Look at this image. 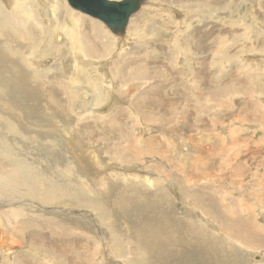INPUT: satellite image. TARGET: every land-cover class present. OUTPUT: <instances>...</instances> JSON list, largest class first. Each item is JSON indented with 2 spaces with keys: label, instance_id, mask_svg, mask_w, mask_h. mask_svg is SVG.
I'll use <instances>...</instances> for the list:
<instances>
[{
  "label": "rangeland",
  "instance_id": "1",
  "mask_svg": "<svg viewBox=\"0 0 264 264\" xmlns=\"http://www.w3.org/2000/svg\"><path fill=\"white\" fill-rule=\"evenodd\" d=\"M12 1L31 18L30 34L21 39L9 18ZM0 23L3 60L10 63L15 54L29 69L30 77L13 90L36 95L41 83L45 96L65 79L69 108L40 117L31 108L12 110L15 103L0 106V161L8 170V182L0 177V218L9 214L24 226L0 264H264V245L250 244L248 235L264 239V0H147L123 37L67 0H0ZM77 47L89 57L78 55ZM61 60L65 73L54 79ZM77 113L84 115L83 133L97 135L98 142L60 133ZM13 124L19 135L10 133ZM56 138L62 151L53 150ZM160 143L165 159L146 155ZM112 175L115 180H108ZM127 179L134 185H125ZM45 182L63 194L45 198ZM125 192L133 195L132 204ZM173 217L179 224L201 223L205 245L195 253L186 239L170 259L143 255V247H152L140 244L141 230ZM3 219L0 239L8 231ZM238 227H245L243 241ZM55 246L58 254L49 250Z\"/></svg>",
  "mask_w": 264,
  "mask_h": 264
},
{
  "label": "bare ground",
  "instance_id": "2",
  "mask_svg": "<svg viewBox=\"0 0 264 264\" xmlns=\"http://www.w3.org/2000/svg\"><path fill=\"white\" fill-rule=\"evenodd\" d=\"M117 1H119V0H117ZM12 13H13V11H14V15H12V16H9V18L10 19H12V20H14V21H16V24H15V26H16V28L17 29H19V30H21L22 32L19 34L20 35V39L22 38V37H25L27 34L29 35L30 33H29V23H28V21H30L31 20V18L30 19H28V18H23V15H22V7L17 3V2H14V1H12ZM75 11V10H74ZM63 13V12H62ZM135 15V14H134ZM133 15V16H134ZM29 16V15H28ZM132 16V17H133ZM33 17V16H32ZM131 17V18H132ZM131 20V19H130ZM33 21H34V25L35 26H38L39 25V22H38V20H37V18H35V17H33ZM56 21H57V25L58 26H60V28H62L63 26H65V24H61L60 23V21L59 20H57V18H56ZM0 26H1V23H0ZM7 27V26H6ZM0 30H2L1 28H0ZM51 32H53V25H51ZM25 33V34H24ZM27 33V34H26ZM47 34H49V33H47ZM40 35V34H39ZM57 36V35H56ZM62 36V35H61ZM28 37V36H27ZM30 37V36H29ZM35 39V38H34ZM63 38L62 37H59V40H58V42H61V40H62ZM3 42V40H1L0 39V44ZM37 43V42H36ZM35 44V40H33V43L32 44H30V45H28V46H26L25 45V47H31V46H33ZM57 46H60V45H57ZM59 48V47H58ZM63 50H59V55H61ZM75 51L77 52V54L78 55H81L82 57H89L88 56V53L86 52V50L85 49H82V48H80V47H77V49H75ZM61 53V54H60ZM10 55V58H11V60H12V62H6V61H4L3 60V58H2V56L0 55V106L1 107H3L4 105L3 104H7V106L8 107H10L9 105H11V104H14V105H11V108H12V110H14V111H17L18 112V110L19 111H24V112H27V110H26V108H31V109H34V110H36V111H38V114H39V116L40 117H42V116H45V115H47L48 113H46L47 111H53V110H59V111H65V108L66 109H69V108H67V107H65V101H66V94H68V87H67V83L65 82V79H59L58 80V82L55 84V85H50L51 87H48L47 89H46V95L44 96V95H40V91H39V89L42 87V84L40 83H37V87H38V89H37V93H36V95H31V94H29V93H27L26 91H24L23 93H21V92H18V91H15V90H13L14 89V87L16 86V82H18L19 83V86L21 87V79L24 77V76H26V78L28 79L29 77H30V75H26L27 74V72L29 71V69L24 65V64H22V63H20L19 61H17L16 59H15V54L14 55H12V54H9ZM62 58V57H61ZM75 59V58H74ZM87 59H89V58H87ZM84 60V59H83ZM59 61V60H58ZM63 61H64V59H63ZM62 60H61V62H60V64H61V66H59V68H58V71H56L55 73H52L51 75H56V77L54 78V79H58V78H61L60 76L61 75H64V73H65V67H64V64L62 63L63 62ZM46 63V62H45ZM44 63V64H45ZM52 63V62H51ZM58 63V62H57ZM56 62H54L51 66H57V65H59V63L57 64ZM57 64V65H56ZM87 64H89V61L87 62ZM117 63H115V65H116ZM67 65V64H66ZM67 67V66H66ZM121 67H117V72L119 73V72H122L121 71V69H120ZM13 70H15L16 72H21V75L20 76H18ZM141 73H143V72H141ZM120 74V73H119ZM146 74V73H145ZM5 75V76H4ZM148 75V74H147ZM108 76V75H107ZM8 78V79H11V81H5V79L4 78ZM48 77V76H47ZM132 77V76H131ZM262 79V78H261ZM15 80H17V81H15ZM242 81V80H241ZM243 85H244V83H243ZM72 86V85H71ZM95 88V87H94ZM247 88H250L249 86L247 87ZM251 88H253V86H251ZM251 88L250 89H248V90H246V94H248L250 91H251ZM156 89V88H155ZM57 91V95H55V91ZM98 94V93H97ZM253 94V93H252ZM95 95H96V92H95ZM80 98V97H79ZM97 100V99H96ZM103 100V99H102ZM92 104V103H91ZM3 105V106H2ZM87 105V104H86ZM89 105V104H88ZM98 105V104H97ZM157 105V104H156ZM252 105V104H251ZM103 106V105H102ZM172 107H174V106H172ZM252 107H254V106H252ZM252 107H251V109H252ZM91 108H93V107H91ZM90 108V109H91ZM17 109V110H16ZM88 110H90L89 109V107L87 108ZM86 109V110H87ZM8 110H10V108L8 109ZM93 110V109H92ZM165 110V109H164ZM253 110V109H252ZM251 110V111H252ZM77 111V110H76ZM84 111V110H83ZM163 111V110H162ZM17 112H12V113H14V115H15V113H17ZM11 113V114H12ZM18 114H21V113H18ZM50 114V113H49ZM52 115H53V113H52ZM1 116H2V114H1ZM12 116V115H11ZM15 116H17V115H15ZM30 116V115H29ZM84 115H83V113L82 114H79V113H77L76 114V121L72 124V126H70L68 123H67V125L66 126H63L62 128H61V126L65 123H63L62 125L61 124H58V126H59V128H61L60 129V133L64 136V133L65 134H68V132H71L72 131V134L73 133H75L79 138H81V137H83L84 138V140H86V141H88L89 143H96V142H98V140H97V135H92L91 133L90 134H86V133H83L84 132V129H83V125L82 124H84L83 122H82V124H81V122L80 121H82V120H84V118H82ZM59 117V116H58ZM61 118H63L62 116H60ZM5 118V117H4ZM46 119V118H45ZM39 120V119H38ZM47 120H49V117H47ZM259 120V119H258ZM3 121V124H2V122H1V124L2 125H4L5 124V121L4 120H2ZM6 121H8V120H6ZM43 121H45V120H43ZM50 121V120H49ZM95 121H96V119H95ZM147 121H148V119H147ZM262 121V120H261ZM34 122V121H33ZM42 122V121H41ZM51 123H53V122H51ZM96 123V122H95ZM32 124V123H31ZM48 124V123H47ZM54 125V124H53ZM90 125H92V124H90ZM57 126V127H58ZM82 126V127H81ZM12 127V131L10 132V133H13V132H15L16 134H14V136L15 135H19V128L17 127V125L16 124H13V125H10L9 126V128H11ZM56 127V128H57ZM64 127H66V129L64 128ZM86 127H88V126H86ZM6 128V127H5ZM45 128V127H44ZM43 128V129H44ZM55 127H54V129L56 130V132L58 133V128L56 129ZM94 128V127H93ZM33 129H35V128H33ZM46 129V128H45ZM88 129V128H87ZM8 131V130H7ZM51 131H52V129H51ZM106 131V130H105ZM21 132V131H20ZM81 133H83V135L81 134ZM88 133V132H87ZM99 133H100V131H99ZM61 134H60V136H61ZM72 134H70L72 137H74ZM98 134V133H97ZM131 134V133H130ZM27 136V135H26ZM29 136V135H28ZM71 137V138H72ZM121 137V136H120ZM21 138V137H20ZM192 138V137H191ZM32 139V138H31ZM57 139V138H56ZM77 140V138H74V140L73 141H76ZM83 140V141H84ZM56 141H58V139L57 140H55V148H53V150H55V149H57V151H62V147H58L57 146V142ZM92 141V142H91ZM78 142H80V141H78ZM78 142H75L76 144L78 143ZM127 142V141H126ZM8 142H6V144H7ZM74 143V142H73ZM5 144V145H6ZM31 144V143H30ZM29 144V145H30ZM33 144V143H32ZM35 144V143H34ZM129 144V143H128ZM127 144V145H128ZM4 145V146H5ZM11 145V144H10ZM72 145H74V144H72ZM71 145V146H72ZM136 145V144H135ZM2 146H3V144H2ZM8 146V145H7ZM52 146V145H51ZM50 146V147H51ZM77 146V145H76ZM75 146V147H76ZM79 146V145H78ZM78 146H77V148H78ZM149 146H150V144H149ZM157 146V145H156ZM33 147H35V146H33ZM50 147H45L46 149H47V151L50 149ZM81 148V147H80ZM79 148V149H80ZM158 148V150L157 149H155V147H153L152 148V146H150L149 148H148V150H150L151 152H147L146 153V155L147 154H149V155H152V154H157V156L158 157H161L162 159H165V150H164V147H163V145H161V143L159 144V146L157 147ZM6 149V148H5ZM36 149V148H35ZM38 149V148H37ZM83 149H84V147H83ZM125 149H127L126 147H125ZM132 149L135 151V149H136V147H133V145H132V147H130V153L131 154H133V153H135V152H132ZM19 150V149H18ZM29 150V149H28ZM27 150V151H28ZM51 150V149H50ZM81 150H82V148H81ZM85 150V149H84ZM128 150V149H127ZM5 151V150H4ZM39 151V150H38ZM43 151H45V150H43ZM52 151V150H51ZM144 151V150H143ZM142 151V152H143ZM33 152V151H32ZM36 152H37V150H36ZM70 152V151H69ZM74 152L76 153V150H74ZM79 152V151H78ZM81 152H83V151H81ZM80 152V153H81ZM141 152V153H142ZM153 152V153H152ZM34 153V152H33ZM71 153V152H70ZM87 153V152H86ZM139 154H137V157H141L143 154H141L140 152H138ZM32 154V153H31ZM38 154H40V153H38ZM163 154V155H162ZM28 155V154H27ZM37 155V154H36ZM35 155V156H36ZM42 155H45V154H41V156ZM133 156V155H132ZM135 157V156H134ZM143 157V156H142ZM45 159H46V157H44ZM28 159V158H27ZM40 159V158H39ZM81 159V158H80ZM80 159H78L79 161H80ZM86 159V158H85ZM41 160H42V158H41ZM44 161V160H43ZM82 162V161H81ZM84 162V161H83ZM88 162V161H87ZM25 164V163H24ZM196 164V163H195ZM6 165V163H4V162H1L0 161V171L2 172L1 173V175H0V177H3V180H4V177H7L8 175H7V173H8V170H7V167L5 166ZM82 164H80V166H81ZM83 165L85 166V164L83 163ZM23 166H25V165H23ZM79 168V167H78ZM90 168V167H89ZM23 169H24V167H23ZM95 169V168H94ZM13 171V170H12ZM11 171V172H12ZM14 173V172H13ZM22 173H23V171H22ZM30 173V172H29ZM16 174H18V173H16ZM25 174H26V172H25ZM28 174V173H27ZM13 175V174H12ZM16 177V176H15ZM31 177H33V176H31ZM30 177V178H31ZM44 177V176H43ZM8 178V177H7ZM30 178H28L29 180H30ZM9 180H10V178H9ZM24 180V179H23ZM28 180V181H29ZM45 180V179H44ZM108 180H115V178H114V176L112 175V176H110V178L108 179ZM125 180V179H124ZM4 181H7V179H5ZM27 181V182H28ZM8 182V181H7ZM108 183V182H107ZM13 184V187H15L14 186V183H12ZM32 184V183H31ZM31 184H29L30 186H31ZM46 186V188H47V192H46V195L44 196L45 198H49L48 196H52L53 194L52 193H54L55 195H57V196H61V194H63V190L60 188V187H57V186H55V185H52L51 183H44ZM130 184H132V185H134V183H131V182H129V180L127 179L126 180V183H125V185H128V186H130ZM26 185V184H25ZM106 185V184H105ZM141 185V184H140ZM8 186V185H7ZM9 186H10V183H9ZM22 186V185H21ZM27 186V185H26ZM42 186V185H41ZM86 186V185H85ZM108 186H110V184L108 185ZM137 186H139V185H137ZM6 187V186H5ZM4 187V188H5ZM19 187V186H18ZM18 187H16V188H18ZM25 187V186H24ZM33 187V186H32ZM26 188V187H25ZM41 188V187H40ZM39 188V189H40ZM8 189H10V188H8ZM27 189H29L28 187H27ZM32 189V188H31ZM35 189V188H34ZM105 190L104 191H107L108 190V188L106 187V188H104ZM3 190V189H2ZM33 190V189H32ZM34 191V190H33ZM46 191V190H45ZM67 190H66V187H65V185H64V193L66 192ZM130 191V190H129ZM140 191V190H139ZM163 191V190H162ZM161 191V192H162ZM1 192H3V191H1ZM5 192V191H4ZM141 192H142V190H141ZM7 193V192H6ZM16 193V192H15ZM159 193H160V191H159ZM158 193V194H159ZM3 194H5V193H3ZM135 195L134 196H136V192L134 193ZM154 194V193H153ZM162 194H163V192H162ZM161 194V195H162ZM125 195H128L127 196V198H126V202H128L129 204H132V201H134L133 199H134V197H133V195L132 194H128L127 192H125ZM155 195V194H154ZM197 195V194H196ZM195 195V196H196ZM5 196V195H4ZM152 196V195H151ZM166 196V195H165ZM194 196V197H195ZM214 196V195H213ZM58 197V198H59ZM153 197V196H152ZM155 197V196H154ZM160 197V196H159ZM2 198V197H1ZM4 198V197H3ZM57 198V197H56ZM140 198V197H139ZM205 198H206V196H205ZM210 198V197H209ZM212 199H214L213 197H211ZM5 199V198H4ZM193 199V198H192ZM136 200V199H135ZM142 200V199H141ZM159 200V199H158ZM163 200H164V198H163ZM7 201V200H6ZM139 201H140V199H139ZM157 201V200H156ZM155 201V202H156ZM202 201H203V199H202ZM212 201H214V200H212ZM159 202H160V200H159ZM169 202V201H168ZM197 202H199V201H197ZM204 202V201H203ZM23 203V202H22ZM52 203V202H51ZM66 204H68V205H66V206H69L70 204H69V202H65ZM136 203V202H135ZM207 203H210V202H207ZM238 203V202H237ZM236 203V204H237ZM64 204V203H63ZM169 204V203H168ZM204 204V203H203ZM14 205V204H13ZM27 205V204H26ZM64 205V206H65ZM140 205V204H139ZM159 205H161V204H159ZM158 205V206H159ZM206 205H208V204H206ZM211 205V204H210ZM5 206V205H4ZM9 206V205H8ZM133 206V205H132ZM163 206V205H162ZM70 207V206H69ZM205 207V206H204ZM7 208V207H6ZM73 208H75V207H73ZM212 208V207H211ZM205 210L207 211V212H209L210 213V211H212L210 208H205ZM222 210V209H221ZM225 210H227V208L225 209ZM229 210V212H231L230 211V209H228ZM228 210L224 213L225 214V218H228L227 217V215L229 216V214L231 215V213H229L228 214ZM244 210H246V209H244ZM97 211H99V212H101L102 210H101V208H97ZM1 212V211H0ZM31 212V211H30ZM135 212V211H134ZM213 212V211H212ZM235 212V211H234ZM236 213V212H235ZM240 213H241V211H240ZM240 213L238 214V215H240ZM242 213H244L243 212V209H242ZM13 214H15V213H13ZM212 214V213H211ZM237 214V213H236ZM236 214L234 215L233 214V217L234 216H236ZM17 215V214H16ZM237 215V216H238ZM15 216V215H14ZM207 216V215H206ZM216 216V215H215ZM15 217H17V216H15ZM20 217V216H19ZM172 217V216H171ZM221 217V216H220ZM230 217V216H229ZM244 217V216H243ZM254 217V216H253ZM6 218H8L7 219V221H8V225L7 224H5V225H7V227H8V231H7V233H6V236H4V238H2L1 237V241H0V256H4L6 253H7V250H11V248L10 247H13L14 245H15V243H16V239L17 240H19L20 239V234L22 233V231H21V228H24V226L21 224V223H19L18 221L19 220H17V222H14L13 221V219L9 216V214L7 215V217ZM5 217H4V219H6ZM22 218V217H21ZM218 218V217H217ZM1 219V218H0ZM3 219V218H2ZM1 219V220H2ZM3 219V220H4ZM229 219H232V218H229ZM235 219H236V217H235ZM241 219V218H240ZM251 219H252V217H251ZM0 220V222H2ZM220 220V219H219ZM238 220H239V218H238ZM252 220H254V219H252ZM16 221V220H15ZM22 221V220H21ZM234 221V220H233ZM245 220H243V222H244ZM250 221V220H249ZM5 222H6V220H5ZM134 222V221H133ZM190 222V221H189ZM184 223L183 224V222L181 221L180 222V224L174 219V217L171 219V220H168L167 221V223H166V221H165V223L163 224V223H159L156 227H151V226H149L148 227V225H147V229L146 230H144V229H142V230H144V232L141 230V232H142V234H141V236H140V238L138 239L139 241H142L140 244H142L143 246H145L146 244H149L152 248L150 249V248H145V247H143V249H142V254L144 255V252H148V253H146V254H150V255H153V256H158V257H161V258H168V259H170L172 256H171V254L172 255H178V253L176 252V251H178V250H176L177 249V247H176V245L178 244V245H181L180 244V242L181 241H184V240H186V239H188V242H189V244H190V247H192L193 248V251L196 253L198 250H199V244L200 243H202L203 244V242L202 241H204L205 243H206V234L204 233L203 234V231H201L202 230V225H200L201 223H199V224H197V223H195V225L194 224H190V223ZM216 222V221H215ZM220 222V221H219ZM224 222V221H223ZM241 222V221H240ZM3 223V222H2ZM232 223V222H231ZM236 223V222H235ZM247 223H250V222H247ZM146 224V223H145ZM203 224V223H202ZM223 224H226V223H223ZM228 225H231V224H229V223H227ZM143 225V224H142ZM219 225H220V223H219ZM228 225H226V226H228ZM236 225V224H235ZM250 225V224H249ZM252 225V224H251ZM51 227H58V225H56V224H51L50 225ZM3 227H4V225H3ZM7 227H5V228H7ZM143 227H145V226H143ZM221 227H222V225H221ZM231 227H232V225H231ZM234 227H236V226H234ZM233 227V228H234ZM253 227H254V225H253ZM258 227V226H257ZM204 228V227H203ZM207 228V227H206ZM224 228H225V226H224ZM239 228V227H238ZM242 228V227H241ZM247 228V227H246ZM245 229V227H243V229L241 230L240 228H239V230H237L236 231V233L237 234H239V236L238 237H240L241 239H242V241L244 240V237L245 236H242L243 234H241V233H245V232H243V230ZM249 229V228H248ZM3 230H7V229H3ZM140 230V229H139ZM205 230V229H204ZM210 230V229H209ZM209 230H208V233H209ZM219 230H220V228H219ZM235 230V229H234ZM234 230H232V232L234 231ZM250 230H251V228H250ZM253 230V229H252ZM259 230V229H258ZM258 230H257V232H258ZM253 231H256V230H253ZM252 231V232H253ZM140 232V233H141ZM218 232V230L216 231V233ZM261 232V231H260ZM256 233V232H255ZM200 234H202V235H200ZM212 234V233H211ZM246 234V233H245ZM185 235H187L188 236V238H186V236ZM191 235H193L196 239H197V241H194V240H192L191 238H190V236ZM249 236H250V238H252V239H248L249 240V242H250V244L251 243H254L255 245L254 246H257V245H264V239H262L261 238V236L263 235V234H260V236H259V234L257 233L256 234V238H254V235L251 233V234H248ZM209 236V235H208ZM214 238V237H213ZM216 238V237H215ZM208 239V238H207ZM210 239H212V238H210ZM210 239H209V241H210ZM15 242H14V241ZM228 240V239H227ZM11 241H13L14 242V245H13V242H11ZM10 242V243H9ZM215 242H216V240H215ZM59 243V242H58ZM187 243V242H186ZM209 242H207V244H208ZM210 243H212V242H210ZM222 243V242H221ZM60 244H62L61 242H60ZM136 244V243H135ZM139 244V243H138ZM139 244V245H140ZM184 244H185V242H184ZM184 244H183V246H184ZM247 244V243H246ZM13 245V246H12ZM186 245V244H185ZM203 245H205V244H203ZM209 246H210V244H208ZM214 245V244H213ZM219 245H220V243H219ZM219 245H218V247H219ZM174 246L176 247V249H174ZM217 246V245H216ZM250 246V245H249ZM61 247V246H60ZM207 247V246H206ZM211 247V246H210ZM222 247V246H221ZM55 249V253H59V250L57 249V247L55 246V247H51V248H49V250L50 249ZM186 248V247H185ZM189 248V247H188ZM205 248V247H204ZM203 248V249H204ZM179 249V248H178ZM191 249V248H190ZM201 249V248H200ZM202 249V250H203ZM212 249V248H211ZM210 249V250H211ZM215 248H213L212 250H214ZM216 249H218V248H216ZM122 250L125 252V250L122 248ZM201 250V251H202ZM188 251H189V249H188ZM205 251V250H204ZM236 251V250H235ZM9 252V251H8ZM12 252V251H11ZM47 252V251H46ZM227 252V251H226ZM181 253H182V251H181ZM220 252H218V255H220L219 254ZM61 254V253H60ZM141 254V255H142ZM183 254V253H182ZM182 254H181V256H182ZM227 255V254H226ZM180 256V255H179ZM179 256H178V258L177 259H180L179 258ZM210 256V255H209ZM221 257V256H220ZM222 258H223V256H222ZM176 260V259H175ZM180 261V260H179ZM219 262V261H218ZM177 263V262H176ZM179 263V262H178ZM177 263V264H178ZM228 263V262H227ZM226 263V264H227ZM232 263V262H231ZM238 263V262H237ZM181 264V263H180ZM219 264V263H218Z\"/></svg>",
  "mask_w": 264,
  "mask_h": 264
},
{
  "label": "water",
  "instance_id": "3",
  "mask_svg": "<svg viewBox=\"0 0 264 264\" xmlns=\"http://www.w3.org/2000/svg\"><path fill=\"white\" fill-rule=\"evenodd\" d=\"M147 0H67L71 9L103 23L118 36L126 35L131 17Z\"/></svg>",
  "mask_w": 264,
  "mask_h": 264
}]
</instances>
